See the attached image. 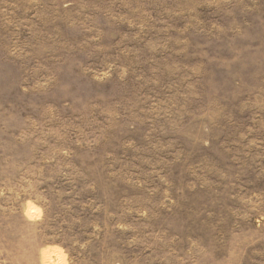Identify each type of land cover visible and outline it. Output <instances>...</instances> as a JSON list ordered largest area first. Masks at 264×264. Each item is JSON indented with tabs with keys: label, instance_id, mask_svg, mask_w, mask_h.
Returning <instances> with one entry per match:
<instances>
[{
	"label": "rangeland",
	"instance_id": "374dc122",
	"mask_svg": "<svg viewBox=\"0 0 264 264\" xmlns=\"http://www.w3.org/2000/svg\"><path fill=\"white\" fill-rule=\"evenodd\" d=\"M0 264H264V0H0Z\"/></svg>",
	"mask_w": 264,
	"mask_h": 264
},
{
	"label": "bare ground",
	"instance_id": "6f19581e",
	"mask_svg": "<svg viewBox=\"0 0 264 264\" xmlns=\"http://www.w3.org/2000/svg\"><path fill=\"white\" fill-rule=\"evenodd\" d=\"M49 261H50V260H49ZM49 261H48V262H49ZM50 263H51V262H50Z\"/></svg>",
	"mask_w": 264,
	"mask_h": 264
}]
</instances>
